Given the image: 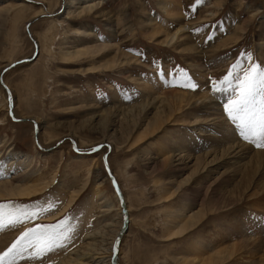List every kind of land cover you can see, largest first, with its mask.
<instances>
[{
  "label": "rangeland",
  "instance_id": "obj_1",
  "mask_svg": "<svg viewBox=\"0 0 264 264\" xmlns=\"http://www.w3.org/2000/svg\"><path fill=\"white\" fill-rule=\"evenodd\" d=\"M68 1L0 0V73L3 74V85L0 84V182L26 172L22 182L39 180L42 187L36 198L0 204L11 205L4 209L5 213H40L22 221L27 224L24 231L38 225H54L68 218V225L57 238L55 249H71L73 260L82 251L87 252L84 234L93 232L101 224L105 226L101 221L108 219L107 226L100 229V236L108 239L106 234L119 229L111 245V259L115 253L117 264H179L177 259L189 256L186 251L192 241L183 239L184 233H179L175 215L168 211L176 202L181 205L177 196L170 197L177 186L185 182L191 169L171 176L167 170H154L147 162L160 161L167 151L176 148L171 143L167 147L171 137L184 138L185 145L190 144L189 140L191 145H197L216 141L214 135L218 134L210 131L204 133L205 136H193L191 127H182L180 122H192L194 118L192 106L183 102L176 124L170 123L140 142L135 131L133 135L129 133L137 112L132 114L130 110L149 97H155L157 90L190 93L189 96L193 94L196 98L207 92L213 101H219L221 117L237 141L264 155V147L256 146L258 136L246 131L248 138H243L240 123L229 119L224 112L226 103L239 94L241 81L235 76L242 80L243 69L251 65L264 68L262 0H179L178 3L170 0L169 5L176 12L172 19L164 16L162 0H111L88 17L76 16L83 0H74L69 10L64 9ZM107 1L91 0L89 4ZM114 24L123 30L121 35L111 31ZM153 25L160 32L151 41L148 29ZM178 25L187 30L173 47L166 48L165 43H161L164 35L173 34ZM89 36L99 39V43L114 45L103 52H88L98 47ZM36 46L38 53L34 56ZM189 46L194 49L188 50ZM116 48L120 51L118 54ZM68 53L73 55L72 60L65 59ZM33 56L30 63L25 62ZM193 59L207 64L203 68L205 71H194L191 68ZM115 63L128 66L120 72H108ZM230 73L232 83L225 86L224 78ZM189 81L198 85L196 90L191 89ZM143 82L149 85L144 86ZM263 93L261 90L257 101L264 100ZM170 106L167 100V108ZM110 109H120L122 113L108 112ZM145 116L152 118V115ZM80 127L92 130L76 132ZM68 128L75 131L69 132ZM185 129H189L188 132ZM102 131L110 137H102ZM104 139L109 141V146L103 144ZM9 153L22 154L24 158L10 159ZM192 153L199 155L201 152ZM226 159L230 158L222 161ZM253 164L257 171L252 175L246 173L240 181V176L232 182L229 176L222 178L228 183L221 186L220 195L230 196L232 191H229L233 190L234 196H240L242 190L235 192L236 188L254 183L256 197H263L264 180L259 181V175L264 171V164L256 160ZM106 168L117 185L123 206ZM70 200L73 204L64 216L54 222H40ZM197 208V205L192 206L186 214ZM236 212L238 220H246L249 214L243 207ZM9 214L4 218L5 226L16 219ZM234 214L231 211L213 219ZM258 221L254 220L253 224L256 222L260 226ZM10 232L16 231L10 228ZM22 233H18L11 244ZM101 238L89 248H99ZM109 242H103L106 248ZM117 247L118 252L114 251ZM31 249L40 252L39 248Z\"/></svg>",
  "mask_w": 264,
  "mask_h": 264
},
{
  "label": "bare ground",
  "instance_id": "obj_2",
  "mask_svg": "<svg viewBox=\"0 0 264 264\" xmlns=\"http://www.w3.org/2000/svg\"><path fill=\"white\" fill-rule=\"evenodd\" d=\"M110 1L111 0H108L104 4H89L91 0H83L80 7L77 5L78 8H81V11L77 12L78 14L76 16L88 17V14L97 12L98 9L103 8V6L110 3ZM173 1L177 3L179 2V0ZM73 2L74 0H69L64 9L69 10ZM161 2V10L164 16L170 19L175 18L176 12L175 9L170 7V0H162ZM262 7L264 8V0H262ZM122 19L125 20L123 17ZM148 21V24H151L149 19ZM111 28H114V30L111 31L115 32L116 35H121L123 31L119 29L118 24H114V27L112 25ZM148 30L151 34V38H149L151 41H153L160 32L159 28L154 25L150 26ZM186 30L185 26L178 25L173 34L170 36L169 34L164 35V39L161 43H165L166 48L173 47L174 43L179 40ZM132 32H134L133 29ZM93 36H89L88 38L98 47L90 48L87 50L88 52H103L112 48L114 45L109 43H99V39L94 40ZM146 41L149 42L148 40ZM187 49H194V46H189ZM119 52V49L116 48L115 53L118 54ZM72 58L73 55L70 53L65 57L66 60H72ZM206 65L207 64L202 65L199 61L197 62L193 59L191 68L200 73L205 71L203 68H205ZM126 66L128 65L115 63V65L110 66L107 71L120 72ZM142 84L144 86L147 85L146 82H143ZM158 91L159 90H157L155 97H149V100L141 102L130 110L132 114L136 110L137 112L133 116L135 118V123H133V128L129 133L132 134V132L135 131L134 133L138 134L140 142L152 137L155 133L159 132L161 128L164 129V127H167L170 123L176 124L178 122L177 116L181 114L180 111L182 110L183 102L190 107L192 106L194 118L192 122H180V124L183 125L182 127H191V134H194L195 136H205L204 133L210 131L214 134H218L214 135V138L217 139L216 141L212 140L210 143L208 142L204 144L202 142L197 145H191V140H189L190 144L188 143V145H185L186 141L184 138L175 140L171 137L169 138V144L167 147H170L171 143L172 146L175 145L176 148L172 151H167V155L161 158L160 161L147 162V165L151 164L154 170H167L171 176L191 169L189 170L191 173L185 179V182L182 184L180 183L170 197V199H174L177 196L178 201L179 199L182 201L181 205L177 202L170 205L168 212L175 215L174 218L178 222V231L181 234L184 233L183 239H186V241H192V243L187 246L189 249H187L186 252L189 256L179 258L177 261L179 264H264V222H260L264 221V196L261 198L256 197L254 192L255 187H253L254 183L245 186V188L242 189L239 187L238 189L236 188L235 192L242 190L240 196H234L233 190H228L229 192L232 191L231 194L229 193L230 196H222L223 194L220 195L221 186L227 185L228 183L227 180L225 182L222 178L229 176V178H232V182L236 181V178L239 176L240 181L246 173L252 175L257 171L253 162L256 160L258 163L264 164V155L254 152L249 146L237 141L230 128L224 122L225 119L223 120V116L221 117L220 112L222 109L219 110L218 108L219 101L217 103L215 102L216 100L213 101V99L207 95V92L198 94V97L196 98L193 94H191V96H189L190 93L184 95L177 93L174 90ZM167 100L171 105L169 108H167ZM111 111H113V113H122V110L120 109H110L108 112ZM108 112H105V114ZM201 113L203 114L200 115ZM144 115H152V118L149 119L147 116L144 117ZM90 129L92 130V128L89 127H80L77 128L76 132L81 131L88 133ZM68 130L69 132L75 131L72 128H68ZM188 130L189 129H185L187 132ZM100 135L104 138L110 137L104 131H102V134ZM103 144L109 146V141L104 139ZM192 151L201 153L199 155H194ZM189 152L193 155L189 154ZM8 156L10 159L17 160L24 158V155L15 153H9ZM225 157H229L230 159H226L227 161L225 160L223 162L222 160ZM10 164H13V162L11 161ZM245 167L247 169H245ZM221 169L224 170L219 171ZM25 173L12 175L11 179L0 182V202L12 200L18 201L20 199L30 200L39 195L42 190V187H40V181L35 180L31 183L29 179L26 182H22ZM215 175L218 176L214 177ZM255 177L256 174L253 178ZM260 180H264V171L259 175V181ZM180 195L183 196L181 197ZM72 202L73 201L71 200L68 201L62 209L54 212L48 219L40 220V222L49 223L58 220L68 212L67 209L72 206ZM206 203H208L207 208H204L203 206ZM195 205H197L198 208L192 211V213H189V215L186 214L187 211ZM242 207L243 209L246 208L249 212L247 219H242L244 222L241 219L238 220L236 216V211ZM231 211L235 212L234 216L232 215L229 217L227 215L225 218H222L224 217L222 215L220 217L222 218L221 220L220 218L213 219V217L217 215L226 214ZM8 212L11 213L10 211ZM8 212H4V218H7ZM125 217H127L126 214ZM115 219H117V217ZM254 220H259L258 222L260 223V226H258V223L256 222L253 224ZM101 222L105 223V226H107L108 219H104ZM26 225V223L21 222L17 227H12L10 223V225L4 227V230L0 231V252H3L10 247L13 238H15L18 233L21 234L25 230ZM105 226L101 224L100 227L93 232L84 234V239L87 240V252L82 251L81 254H77L74 260L71 258V249H54L48 254L41 255L40 252L28 248L23 256L17 258L16 264H69L70 262H73V264H117L116 255L113 254V258L111 259V245L113 244L119 229L111 232V234H106L108 239H103L104 237L101 238L100 236V229H104ZM10 228L16 232H10ZM195 231L196 233L193 235V238H189ZM102 233L105 235L104 231ZM97 238H101L99 248L91 250L89 247H93L95 244L94 241H96ZM106 240L110 241L107 248L105 247L106 244L103 243ZM117 242H119V239ZM208 253H210L211 256H207Z\"/></svg>",
  "mask_w": 264,
  "mask_h": 264
},
{
  "label": "snow or ice",
  "instance_id": "obj_3",
  "mask_svg": "<svg viewBox=\"0 0 264 264\" xmlns=\"http://www.w3.org/2000/svg\"><path fill=\"white\" fill-rule=\"evenodd\" d=\"M234 67H239V65H235ZM164 75H167V73ZM235 79L241 81L238 85L239 94L226 103L224 110L229 119L240 123L241 135L243 138L247 139L248 136L246 131H250L253 135L258 136L256 146L264 147V100L257 101L256 99L260 91L264 90V68L251 65L243 69L242 80L240 76H235ZM188 83L192 90H196L198 87L197 84L191 83V81ZM231 83L232 74L230 73L228 76H225L224 84L225 86H229ZM214 90L219 91V89ZM10 207V204H0V231L4 230L5 227L4 209ZM43 211L44 210L41 209V212ZM39 214L40 213L37 212H20L19 215L10 213V215L16 216L11 226L17 227L25 219L35 218ZM67 225L68 218H65L54 225H38L37 227L28 228L10 247L0 252V264H16L17 258L23 256L28 248H39L41 255L53 251L57 246V238L63 235L62 230H64ZM41 245H43V247H41ZM114 251L118 252V247L114 248Z\"/></svg>",
  "mask_w": 264,
  "mask_h": 264
},
{
  "label": "water",
  "instance_id": "obj_4",
  "mask_svg": "<svg viewBox=\"0 0 264 264\" xmlns=\"http://www.w3.org/2000/svg\"><path fill=\"white\" fill-rule=\"evenodd\" d=\"M38 53V50H37V46H36V51H35V54H34V56H36V54ZM32 57V58H30V59H27V60H25V62L26 63H30L31 61H32V59H34L35 57ZM13 67V65L12 66H10V67H8L7 69H10V68H12ZM2 73L0 74V84L1 85H3V83H2ZM6 88V87H5ZM7 89V88H6ZM9 100H11V99H9ZM9 107H11V102H10V104H9ZM10 109V108H9ZM36 132V131H35ZM73 148H74V150L76 151V149H75V146L73 145ZM100 148V147H99ZM105 164H106V161H105ZM106 167V166H105ZM106 171H107V174H108V176L112 179V181L114 182V185H115V191H116V193H117V195H118V198H119V201H120V204H122V206H123V202H122V199H121V195H120V192H119V190H118V188H117V185H116V183H115V181L113 180V177H112V175H111V173H110V171L106 168ZM127 222V221H126ZM126 222H125V225H124V227L126 226ZM114 255H116L115 253H114Z\"/></svg>",
  "mask_w": 264,
  "mask_h": 264
}]
</instances>
